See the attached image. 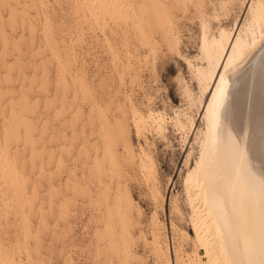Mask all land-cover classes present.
I'll use <instances>...</instances> for the list:
<instances>
[{"label":"rangeland","instance_id":"rangeland-1","mask_svg":"<svg viewBox=\"0 0 264 264\" xmlns=\"http://www.w3.org/2000/svg\"><path fill=\"white\" fill-rule=\"evenodd\" d=\"M258 1L125 0L122 16L93 19L81 0H0V148L18 172L0 203L27 201L0 214L11 260L191 263L203 35L234 33ZM133 111L164 129L147 120L138 134Z\"/></svg>","mask_w":264,"mask_h":264},{"label":"bare ground","instance_id":"bare-ground-1","mask_svg":"<svg viewBox=\"0 0 264 264\" xmlns=\"http://www.w3.org/2000/svg\"><path fill=\"white\" fill-rule=\"evenodd\" d=\"M81 1L93 19L123 15L125 0ZM236 29L233 33L222 28L212 40L203 35L201 42L206 66L197 67L196 73L208 95L201 115L206 124L199 157L187 176L195 246L190 264L202 257H217L222 264H264V0L252 2L249 19ZM133 112L138 134L147 120L159 132L164 129L163 115ZM177 125L183 126L181 121ZM4 153L0 148L2 191L13 187L18 174ZM147 161L143 158L140 164L149 176ZM15 195L17 202L0 203V214L25 208V196ZM7 251L0 245V264H18Z\"/></svg>","mask_w":264,"mask_h":264}]
</instances>
